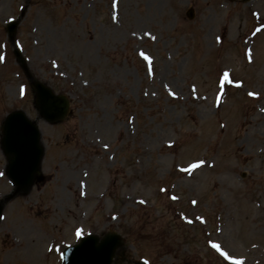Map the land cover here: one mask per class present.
Wrapping results in <instances>:
<instances>
[{"label": "rangeland", "instance_id": "rangeland-1", "mask_svg": "<svg viewBox=\"0 0 264 264\" xmlns=\"http://www.w3.org/2000/svg\"><path fill=\"white\" fill-rule=\"evenodd\" d=\"M18 17L28 72L70 113L37 121L40 172L3 205L0 264H60L109 228L114 264H264V0H0V127L37 114ZM5 163L0 148V199Z\"/></svg>", "mask_w": 264, "mask_h": 264}, {"label": "water", "instance_id": "water-1", "mask_svg": "<svg viewBox=\"0 0 264 264\" xmlns=\"http://www.w3.org/2000/svg\"><path fill=\"white\" fill-rule=\"evenodd\" d=\"M16 22L7 25L10 40L13 39ZM23 68L24 62L17 50L14 51ZM35 90V106L39 117L53 122L62 119L68 112V100L64 95H55L50 88L31 80ZM35 121H30L22 111H15L5 118L2 125V150L8 160L6 172L16 185L11 198L20 190H27L38 172L42 146ZM0 204V212H1ZM124 239L114 231L103 236L88 234L77 244L66 247L62 252V264H112L116 250Z\"/></svg>", "mask_w": 264, "mask_h": 264}, {"label": "snow or ice", "instance_id": "snow-or-ice-1", "mask_svg": "<svg viewBox=\"0 0 264 264\" xmlns=\"http://www.w3.org/2000/svg\"><path fill=\"white\" fill-rule=\"evenodd\" d=\"M141 55H144L143 53H141ZM145 59H148V57L147 56H145L144 57ZM224 79H227V73H225L224 74ZM21 94L23 95V89L21 90ZM77 236H79L80 235V231L79 230H77ZM213 247H216V248H218V246L217 245H213ZM222 255H227V254H225V253H222Z\"/></svg>", "mask_w": 264, "mask_h": 264}]
</instances>
